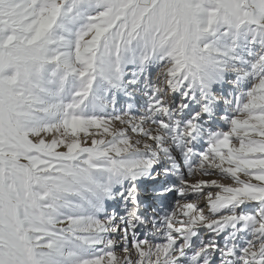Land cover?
<instances>
[{
	"label": "snow or ice",
	"instance_id": "snow-or-ice-1",
	"mask_svg": "<svg viewBox=\"0 0 264 264\" xmlns=\"http://www.w3.org/2000/svg\"><path fill=\"white\" fill-rule=\"evenodd\" d=\"M0 264H264V0H0Z\"/></svg>",
	"mask_w": 264,
	"mask_h": 264
}]
</instances>
